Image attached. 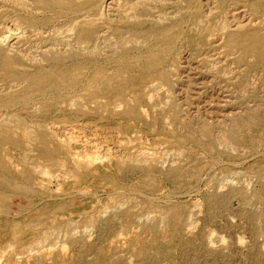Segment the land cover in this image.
Returning <instances> with one entry per match:
<instances>
[{"label":"rangeland","instance_id":"374dc122","mask_svg":"<svg viewBox=\"0 0 264 264\" xmlns=\"http://www.w3.org/2000/svg\"><path fill=\"white\" fill-rule=\"evenodd\" d=\"M0 264H264V0H0Z\"/></svg>","mask_w":264,"mask_h":264},{"label":"bare ground","instance_id":"6f19581e","mask_svg":"<svg viewBox=\"0 0 264 264\" xmlns=\"http://www.w3.org/2000/svg\"><path fill=\"white\" fill-rule=\"evenodd\" d=\"M68 1H69V0H68ZM98 5H99V4H98ZM96 7H97V6H96ZM134 7H135V6H134ZM140 9H141V8H140ZM77 11H79V10H77ZM159 16H160V15H159ZM164 22H165V21H164ZM179 22H180V21H179ZM165 24H167V23H165ZM228 31H229V30H228ZM83 32H86V31H83ZM87 33H88V32H87ZM162 33H163V32H162ZM81 34H82V33H81ZM83 34H85V37H86L87 34H86V33H83ZM89 34H90V32H89ZM163 35H164V33H163ZM80 36H82V35H80ZM192 37H193V36H192ZM198 37H199V36H198ZM177 38H178V36H177ZM194 38H195V37H194ZM194 38H193V39H194ZM154 40H155V39H154ZM161 43H162V42H161ZM247 47H248V46H247ZM245 49H246V48H245ZM149 52H150V51H149ZM155 52H156V51H155ZM243 52H244V51H243ZM137 53H138V52H137ZM141 54H142V53H141ZM145 56H146V55H145ZM104 58H105V57H104ZM104 60H105V59H104ZM150 63H151V62H150ZM130 66H131V65H130ZM155 70H156V69H155ZM143 71H144V70H143ZM138 83H139V82H138ZM119 88H120V87H119ZM130 93H131V92H130ZM108 95H109V94H108ZM141 97H142V96H141ZM112 100H113V99H112ZM135 102H136V101H135ZM128 103H129V102H128ZM131 103H132V102H131ZM131 103H130V105H131ZM111 104H112V103H111ZM128 106H129V105H128ZM131 106H132V105H131ZM129 107H130V106H129ZM138 107H139V106H138ZM131 109H132V108H131ZM140 109H141V108H140ZM99 110H100V109H99ZM127 110H128V109H127ZM131 119H132V118H131ZM19 120H20V119H19ZM132 120H133V119H132ZM3 123H5V122H3ZM3 123H2V124H3ZM18 123H19V122H18ZM255 123H256V122H255ZM21 124H23V123L21 122ZM24 124H25V123H24ZM253 124H254V123H253ZM260 124H261V123H260ZM260 124H259V125H260ZM257 125H258V124H257ZM257 125H256V126H257ZM253 126H254V125H253ZM253 126H252V127H253ZM28 127H29V126H28ZM258 128H259V127H258ZM119 129H120V128H119ZM4 131H5V130H4ZM46 132H47V131H46ZM5 135H6V134H5ZM119 135H120V134H119ZM6 136H7V135H6ZM6 136H5V137H6ZM31 138H32V137H31ZM32 139H33V138H32ZM70 139H71V138H70ZM212 139H213V138H212ZM33 140H34V139H33ZM212 141H213V140H212ZM130 142H131V141H130ZM211 143H212V142H211ZM229 143H230V142H229ZM34 144H35V143H34ZM70 149H71V148H70ZM77 153H78V152H77ZM74 155H75V154H74ZM116 155H117V154H116ZM125 155H126V154H125ZM87 157H88V156H87ZM89 157H90V155H89ZM76 160H77V159H76ZM134 160H135V159H134ZM129 162H130V161H129ZM119 164H120V163H119ZM119 164H118V165H119ZM116 167H117V166H116ZM116 167H115V168H116ZM118 167H120V166H118ZM117 171H118V173H119V170H117ZM17 226H18V225H17ZM53 231H54V230H53ZM60 232H61V231H60ZM54 233H55V232H54ZM54 233H52V234H54ZM58 235H59V234H58ZM59 237H60V235H59ZM15 238H16V237H15ZM41 238H42V237H41ZM48 238H49V237H48ZM17 239H18V237H17ZM9 244H10V243H9ZM38 244H39V243H38ZM41 246H42V245H41ZM28 248H29V247H27V249H28ZM31 248H33V247H31ZM28 253H29V252H28ZM40 254H41V253H40ZM19 256H20V255H19ZM33 256H34V255H33ZM39 256H40V255H39ZM41 258H43V257H41ZM44 259H45V258H44ZM10 260H11V259H10ZM42 261H43V260H42ZM45 262H46V261H45ZM7 263H8V262H7Z\"/></svg>","mask_w":264,"mask_h":264}]
</instances>
